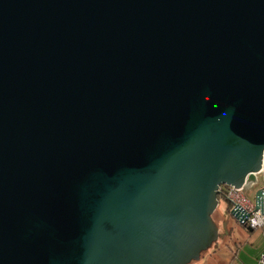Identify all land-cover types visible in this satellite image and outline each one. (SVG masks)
Returning <instances> with one entry per match:
<instances>
[{
  "label": "water",
  "instance_id": "obj_1",
  "mask_svg": "<svg viewBox=\"0 0 264 264\" xmlns=\"http://www.w3.org/2000/svg\"><path fill=\"white\" fill-rule=\"evenodd\" d=\"M224 186L264 214V0H0V264L199 261Z\"/></svg>",
  "mask_w": 264,
  "mask_h": 264
},
{
  "label": "rangeland",
  "instance_id": "obj_2",
  "mask_svg": "<svg viewBox=\"0 0 264 264\" xmlns=\"http://www.w3.org/2000/svg\"><path fill=\"white\" fill-rule=\"evenodd\" d=\"M245 193L251 198L254 197L253 190L245 189ZM215 217L221 224L218 212ZM225 226L227 228L224 230V226L222 227V234L220 229L219 244L210 249L213 258L206 264H259L258 253L264 249L262 231H248L245 227L237 225L233 219L228 220Z\"/></svg>",
  "mask_w": 264,
  "mask_h": 264
},
{
  "label": "built area",
  "instance_id": "obj_3",
  "mask_svg": "<svg viewBox=\"0 0 264 264\" xmlns=\"http://www.w3.org/2000/svg\"><path fill=\"white\" fill-rule=\"evenodd\" d=\"M225 197L230 204L231 215L240 225L261 229L264 234V219H261L262 209L257 206L254 198L245 193L244 188H239V191H229V188L225 187ZM257 259L259 264H264V250Z\"/></svg>",
  "mask_w": 264,
  "mask_h": 264
},
{
  "label": "trees",
  "instance_id": "obj_4",
  "mask_svg": "<svg viewBox=\"0 0 264 264\" xmlns=\"http://www.w3.org/2000/svg\"><path fill=\"white\" fill-rule=\"evenodd\" d=\"M225 187L228 188V186H224L223 187L224 189L222 188L223 192L219 195L220 204L217 207V209L215 210V212L213 213L214 220L216 221V223L221 228V234H222V227L224 226V230H225L227 228V226H225L227 224V221L231 220V219H233L237 223V225H239L241 227H245L243 225H240L238 223V221L231 215V207H230V204L225 197ZM217 212L219 213V215L221 217V224L217 220V218L215 217ZM227 236H228V234H227ZM220 237H221V235H220ZM224 237H226V236L224 235ZM219 240L214 242L213 245L208 250L202 252V257L199 261H193L190 264H206L207 262H209L213 258V255L210 253V249H213L215 246H217V244H219Z\"/></svg>",
  "mask_w": 264,
  "mask_h": 264
},
{
  "label": "bare ground",
  "instance_id": "obj_5",
  "mask_svg": "<svg viewBox=\"0 0 264 264\" xmlns=\"http://www.w3.org/2000/svg\"><path fill=\"white\" fill-rule=\"evenodd\" d=\"M229 191H239V188H235L233 186H228ZM261 219H264V214L261 212Z\"/></svg>",
  "mask_w": 264,
  "mask_h": 264
},
{
  "label": "crops",
  "instance_id": "obj_6",
  "mask_svg": "<svg viewBox=\"0 0 264 264\" xmlns=\"http://www.w3.org/2000/svg\"><path fill=\"white\" fill-rule=\"evenodd\" d=\"M254 230H256V229H254ZM259 230H261V229H259ZM262 231V230H261ZM262 234H263V231H262ZM263 237H264V234H263ZM264 250V249H263ZM263 250H261L259 253H258V256H259V254L263 251Z\"/></svg>",
  "mask_w": 264,
  "mask_h": 264
},
{
  "label": "flooded vegetation",
  "instance_id": "obj_7",
  "mask_svg": "<svg viewBox=\"0 0 264 264\" xmlns=\"http://www.w3.org/2000/svg\"><path fill=\"white\" fill-rule=\"evenodd\" d=\"M252 191V190H251ZM245 229H247L246 227H245ZM248 230V229H247ZM249 231V230H248Z\"/></svg>",
  "mask_w": 264,
  "mask_h": 264
}]
</instances>
